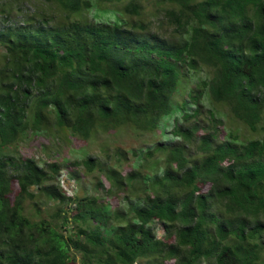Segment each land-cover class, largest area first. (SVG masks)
Here are the masks:
<instances>
[{
	"label": "trees",
	"instance_id": "1",
	"mask_svg": "<svg viewBox=\"0 0 264 264\" xmlns=\"http://www.w3.org/2000/svg\"><path fill=\"white\" fill-rule=\"evenodd\" d=\"M47 1L67 13L65 26L0 35V264H76L72 250L82 264H264V136L225 141L217 109L231 106L254 132L264 125V0H161L177 41L147 33L144 23L132 25L139 35L129 23L83 22L89 0ZM124 14H141L137 0ZM203 71L207 78L176 101L183 79ZM171 120L180 146L154 163L159 146L134 152L137 171L121 179L111 164L95 195H66L54 159L62 150L52 141L93 145L126 124L163 136ZM27 141L47 159L10 156ZM194 147L201 162L192 161ZM75 166L99 170L91 157ZM34 189L53 201L57 222L25 214Z\"/></svg>",
	"mask_w": 264,
	"mask_h": 264
},
{
	"label": "rangeland",
	"instance_id": "2",
	"mask_svg": "<svg viewBox=\"0 0 264 264\" xmlns=\"http://www.w3.org/2000/svg\"><path fill=\"white\" fill-rule=\"evenodd\" d=\"M93 5L90 10L83 12V22H94L98 25H114L117 22L120 24L129 23L130 30H134L133 24L144 23L147 26V33H158L161 37L167 38L171 41H177L178 33L175 31L174 24L169 20L166 15V9L168 6L162 7L161 0H137L140 4L141 14L131 15L132 17L124 14V9L130 0H121L113 2H101L100 0H89ZM66 12L59 10L57 7L52 5L47 0H0V35L5 34L4 38L7 39L8 33H14L17 30L26 33H32L37 30H48V29H60L67 24ZM75 18V16H73ZM135 33L141 35V29L134 30ZM18 35L13 34L12 41L17 38ZM31 39V38H30ZM4 40L0 41V71L5 66V60L3 63V57L7 53L6 46L3 45ZM9 71V70H8ZM206 71L202 73L189 74L183 79L182 85L180 86V92L176 94V101H182L187 98V94L191 89L197 88V83L201 79H206ZM37 99V95L31 99L27 105L29 111L32 110L34 101ZM211 105L205 100L200 105L201 117L200 120L204 121L207 117ZM191 111L195 108L191 106ZM217 109L221 111L222 115L218 117L224 124L223 131L225 133V141L230 140L229 135L235 134L239 137L240 141H250L254 139H260L264 136V125L257 132L252 131L248 126L239 121L234 117L232 113V107L229 105H217ZM207 122L205 121L204 124ZM184 122L180 121V125ZM166 134L161 136L160 131L155 133L154 136L143 137L138 134L136 129L131 124H126L121 127L119 132L109 135L108 137H100V142L89 145L80 143L77 139H70L68 143H60L58 141L51 142L54 148H60L62 151L55 157L63 168L61 177L62 187L64 191L66 189L67 196H74L75 193L80 195H95L97 184L103 180L101 176H106V173L111 169V164L117 163L118 173L121 179L122 176H126L132 172L137 171L135 165L139 161V157L134 154L143 152L145 155L148 150H153L156 147H160L159 152L150 158V162H153L155 158H161L165 156L167 150L178 147L182 144L180 139L172 136L171 132L174 128L173 120L167 124ZM159 136V137H158ZM33 139V138H32ZM45 139L42 137H36L34 141H38V144H46ZM22 149L16 151H10V156L14 157H33L37 161H41L42 158L47 159L42 151L41 146H36L31 141L21 144ZM32 150V152L29 151ZM12 150V149H11ZM120 153L118 156L117 154ZM193 162H201L203 156L194 147L190 153ZM159 156V157H158ZM91 157L96 160L99 166V170H96L93 174L85 175L82 167L77 168L75 166L76 161H82L83 159ZM120 157V158H119ZM121 159L119 162L118 160ZM141 163H144L143 159ZM154 163V162H153ZM164 161L162 160L161 167ZM150 164V163H149ZM72 174H74L72 176ZM122 175V176H121ZM37 192V198L27 199L25 203V214L31 218L34 222H41L43 219L49 221H58L57 218H53L55 213V204L53 201L42 200L41 191ZM101 195V194H100ZM122 199V198H121ZM137 201H133V205ZM117 204V205H116ZM113 205L121 210L128 208V204H122L118 201L113 202ZM215 211L219 215L225 214V207L216 208ZM264 223V219L262 221ZM160 225H155V233L161 236ZM66 235V231H63ZM213 232V231H212ZM72 257L76 260V264H82L83 254L80 251L72 250ZM171 264H174L171 263Z\"/></svg>",
	"mask_w": 264,
	"mask_h": 264
}]
</instances>
